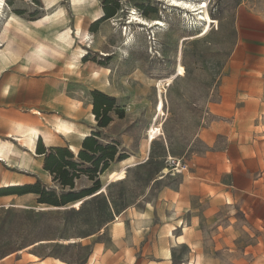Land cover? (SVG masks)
Returning <instances> with one entry per match:
<instances>
[{
    "label": "rangeland",
    "instance_id": "1",
    "mask_svg": "<svg viewBox=\"0 0 264 264\" xmlns=\"http://www.w3.org/2000/svg\"><path fill=\"white\" fill-rule=\"evenodd\" d=\"M205 1L218 22L196 36L203 8L169 0H4L0 190L93 186L86 174L73 189L55 180L46 154L29 149L33 128L37 146L67 148L84 169L86 134L116 142L126 159L98 175L102 194L80 206L0 196V264H264V0H192ZM51 40L65 49L37 68L27 55ZM180 63L185 74L168 81ZM95 90L115 99L107 127ZM59 120L75 132L59 133ZM124 168L125 179L110 180Z\"/></svg>",
    "mask_w": 264,
    "mask_h": 264
},
{
    "label": "trees",
    "instance_id": "2",
    "mask_svg": "<svg viewBox=\"0 0 264 264\" xmlns=\"http://www.w3.org/2000/svg\"><path fill=\"white\" fill-rule=\"evenodd\" d=\"M108 14L111 16L110 13ZM92 95L94 97L93 112L98 119V126L101 128L109 126L113 120L110 113L114 109L115 99L99 90L93 91ZM97 136L99 133L86 136L83 140L82 149L77 154L81 162L90 163L86 169L81 167V163L74 160V153L67 148L53 147L48 150L43 144L39 143L37 146L39 154H46L44 169L54 175V179L62 186H69L73 189L76 179L82 174H86L90 179L95 180L93 186L81 191L71 190L58 195L50 189L42 188L41 183L37 182L30 185L2 188L0 196L33 192L39 195V202L60 207L80 201L85 197L94 196L103 187L100 179H97L98 175L106 171L116 159L120 161L126 159L125 155L118 156L119 151L116 142L104 144L99 141Z\"/></svg>",
    "mask_w": 264,
    "mask_h": 264
},
{
    "label": "bare ground",
    "instance_id": "3",
    "mask_svg": "<svg viewBox=\"0 0 264 264\" xmlns=\"http://www.w3.org/2000/svg\"><path fill=\"white\" fill-rule=\"evenodd\" d=\"M73 1H74V4L80 5L85 0H73ZM169 1H170V5L179 6V7H182L183 9H191L192 11H195V10H198L200 8H203V10H201L200 12L204 13L203 14V18L206 20V23L204 24L203 31L199 32L196 36H205V35L209 34L211 29H212L213 23L214 22H218L217 20L213 19L208 14V11L205 9V7L207 6V2L206 1L204 2V4L200 5L199 7H197V4L192 2V0H169ZM4 5H5L4 0H0V14L3 12ZM134 20L138 21V22H141V23H144V24H146L148 26H155V25L164 26V23H163V21L161 19H155V20L149 21L147 19H140V18L134 17L132 22ZM61 39H64V37H62ZM60 40H54V42L51 40L52 41V46L51 47H48L46 44H42V42L41 43H36L34 48H33V50L27 55V60L29 62L33 63L37 68H41L42 69V67H47L50 63H52V60L56 58V56L60 52V50L61 49H63V50L65 49L66 45L65 44L61 45L60 44ZM17 45L19 46V44H17ZM7 47H8L7 48V53H8L7 55H12L14 53L12 48H11L12 46L9 45ZM20 47L22 48V46H20ZM21 48H18V50L21 49ZM18 52L21 53L22 51L20 50ZM184 74H185V68L180 63V65L177 68V71L172 76L169 77L168 81H172L174 78H176L178 76H183ZM163 108H164V101L160 100L159 103H158V109L160 110L161 114L163 113V110H164ZM55 127L57 128L59 133L63 132V133L71 134V133L75 132V129L72 126V124L68 123L67 121L59 120V122L56 124ZM158 131H159V127L158 128L157 127H152L150 135H149V138H150L149 142L156 138V132H158ZM87 135L88 134L83 135L82 138H85ZM40 136H41V134H40L39 129L33 128L31 130V136L28 138V140H29V145L31 146V149L33 151H35V148H36V140ZM21 140H24V139L21 138ZM2 159H3V153L0 150V160H2ZM125 178H126L125 168L120 170V171H113L110 174V180H112L114 182L123 180ZM13 185H19V184L16 183V184H13ZM102 190H103V188H102ZM102 190H100V191H102ZM100 191H98L97 193H99ZM81 202H82L81 200L77 201L74 205L75 206H80ZM168 255H170V252L168 253Z\"/></svg>",
    "mask_w": 264,
    "mask_h": 264
},
{
    "label": "built area",
    "instance_id": "4",
    "mask_svg": "<svg viewBox=\"0 0 264 264\" xmlns=\"http://www.w3.org/2000/svg\"><path fill=\"white\" fill-rule=\"evenodd\" d=\"M171 161H172V163H173V164H175V163H176L174 159H172ZM177 164H178V163H177Z\"/></svg>",
    "mask_w": 264,
    "mask_h": 264
},
{
    "label": "crops",
    "instance_id": "5",
    "mask_svg": "<svg viewBox=\"0 0 264 264\" xmlns=\"http://www.w3.org/2000/svg\"><path fill=\"white\" fill-rule=\"evenodd\" d=\"M3 117V116H2ZM36 148H37V143H36ZM36 148H35V150H36ZM30 150H32L31 148H29ZM45 262V261H44Z\"/></svg>",
    "mask_w": 264,
    "mask_h": 264
}]
</instances>
